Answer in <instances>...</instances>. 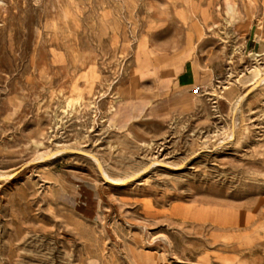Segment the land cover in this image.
<instances>
[{
  "label": "rangeland",
  "instance_id": "1",
  "mask_svg": "<svg viewBox=\"0 0 264 264\" xmlns=\"http://www.w3.org/2000/svg\"><path fill=\"white\" fill-rule=\"evenodd\" d=\"M258 38L264 0H0V264H264Z\"/></svg>",
  "mask_w": 264,
  "mask_h": 264
},
{
  "label": "bare ground",
  "instance_id": "2",
  "mask_svg": "<svg viewBox=\"0 0 264 264\" xmlns=\"http://www.w3.org/2000/svg\"><path fill=\"white\" fill-rule=\"evenodd\" d=\"M231 7H229L228 11L231 12ZM232 24V23H231ZM258 42H259V48L257 51H250L248 53V56L249 57H252L251 59L252 60V63H249V65H245V68H247L250 72H252L254 74V82L256 81L257 83H254V86H258V85H261L264 83V65H262L260 59L262 58H259L263 53H264V38H258ZM240 63L243 64V61H241ZM263 73L261 75H259V72H262ZM262 86V85H261ZM155 95V94H154ZM77 96V95H76ZM75 96V97H76ZM244 96V95H242ZM242 96L239 97V99H237L235 102H234V107H233V112L236 113L238 110H239V106H240V102L242 100ZM72 97V96H71ZM144 97V96H143ZM142 97V98H143ZM148 97V96H147ZM152 97V96H151ZM154 98V97H153ZM73 99V98H72ZM148 101H151L150 98L147 99ZM70 102V100H68ZM77 100H75L76 102ZM148 103V102H147ZM75 104V103H74ZM146 104V103H145ZM80 105V104H79ZM69 106V105H68ZM145 108V105H142L141 107L135 109V111L127 114V115H119L117 114L116 112V100H114V103L105 111V115H104V121H106L108 123V125L110 127H120L121 125H126L132 121H135L139 118H141V113L142 111L144 110ZM146 109V108H145ZM147 115V114H146ZM171 118L174 120L175 117L173 115H171ZM128 127V126H127ZM127 134L129 136H132L134 137V133L129 130H127ZM203 141V140H202ZM63 152V151H62ZM61 149H57V150H54L52 152H50L48 155H47V159H52V158H55L56 156L60 155L61 153ZM85 153H87L85 151ZM88 154V153H87ZM93 160L94 162H96L97 164H99L97 158H95V156H91L90 154H88ZM95 163V164H96ZM150 168L154 167L155 164H156V161L155 160H151L150 162ZM175 167V166H174ZM148 169L147 167L144 168V170ZM144 172V171H143ZM100 176L102 178H105L107 180H110L111 182H117L115 178L111 177L110 175H108V173L105 171V169H100Z\"/></svg>",
  "mask_w": 264,
  "mask_h": 264
},
{
  "label": "crops",
  "instance_id": "3",
  "mask_svg": "<svg viewBox=\"0 0 264 264\" xmlns=\"http://www.w3.org/2000/svg\"><path fill=\"white\" fill-rule=\"evenodd\" d=\"M165 71H167V70H165ZM175 80H176V85L170 87L169 93L172 92V89H174V88H179V89L187 88V87H189L192 84V81H193V80L191 81L189 76L184 75L181 72L178 73V75H177ZM192 89L193 88H189L187 91H184V94L186 92L189 93L188 95L193 94V92H190V91H192ZM171 97L173 98V97H176V96H171ZM177 97H179L178 99H181L182 97L184 98L185 96H182V97L181 96H177ZM170 98H167V100H168L167 101V108H170V105H172V102H170V100H169ZM176 103L178 105L177 107L178 108H182V109H187L189 107L191 109V106L194 104L193 102H191V100L189 98L186 99V100H184V99L183 100H178V102H176ZM147 105L148 104L145 105L146 109L144 108V110L141 113L142 114L141 116L145 115L146 117H148V118H150L152 120L154 118L153 110L149 109ZM131 123L132 122H130V123L126 124V125H130Z\"/></svg>",
  "mask_w": 264,
  "mask_h": 264
},
{
  "label": "built area",
  "instance_id": "4",
  "mask_svg": "<svg viewBox=\"0 0 264 264\" xmlns=\"http://www.w3.org/2000/svg\"><path fill=\"white\" fill-rule=\"evenodd\" d=\"M198 91H199V86L193 87V89H192L193 94L198 93Z\"/></svg>",
  "mask_w": 264,
  "mask_h": 264
},
{
  "label": "water",
  "instance_id": "5",
  "mask_svg": "<svg viewBox=\"0 0 264 264\" xmlns=\"http://www.w3.org/2000/svg\"><path fill=\"white\" fill-rule=\"evenodd\" d=\"M149 166H150V165H149ZM149 166H148V167H149Z\"/></svg>",
  "mask_w": 264,
  "mask_h": 264
}]
</instances>
